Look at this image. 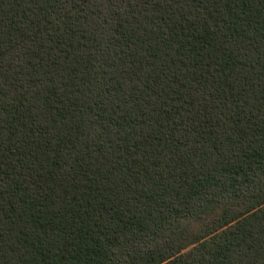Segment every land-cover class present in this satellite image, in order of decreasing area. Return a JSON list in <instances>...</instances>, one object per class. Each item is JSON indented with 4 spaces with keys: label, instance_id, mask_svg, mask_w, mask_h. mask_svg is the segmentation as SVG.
Listing matches in <instances>:
<instances>
[{
    "label": "trees",
    "instance_id": "1",
    "mask_svg": "<svg viewBox=\"0 0 264 264\" xmlns=\"http://www.w3.org/2000/svg\"><path fill=\"white\" fill-rule=\"evenodd\" d=\"M0 264H264V0H0Z\"/></svg>",
    "mask_w": 264,
    "mask_h": 264
}]
</instances>
